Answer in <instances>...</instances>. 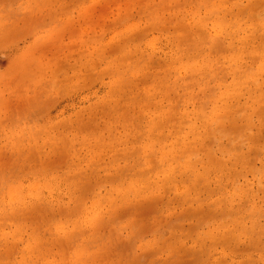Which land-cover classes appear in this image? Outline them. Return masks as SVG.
Listing matches in <instances>:
<instances>
[{
    "label": "rangeland",
    "instance_id": "rangeland-1",
    "mask_svg": "<svg viewBox=\"0 0 264 264\" xmlns=\"http://www.w3.org/2000/svg\"><path fill=\"white\" fill-rule=\"evenodd\" d=\"M206 1L92 0L93 18L80 25L70 9L0 0V103L13 97L14 125L0 112V175L14 169L28 200L11 219L0 210V264L62 259L38 250L33 230L78 185L116 176L127 178L119 212L139 215L159 245L108 250L129 236L127 216L117 217L81 238L93 259L264 264V0ZM206 17L211 40L200 36ZM46 19L54 24L41 30ZM142 21L154 47L127 35Z\"/></svg>",
    "mask_w": 264,
    "mask_h": 264
},
{
    "label": "snow or ice",
    "instance_id": "snow-or-ice-1",
    "mask_svg": "<svg viewBox=\"0 0 264 264\" xmlns=\"http://www.w3.org/2000/svg\"><path fill=\"white\" fill-rule=\"evenodd\" d=\"M49 6L70 9L73 16L79 13L80 25L87 24L93 18L94 10L98 7L92 0H63V2L53 5L40 3L39 0H28L27 4L21 5L26 12ZM261 22L262 28H264V13L261 14ZM127 23L129 21L124 20L120 26L123 27ZM53 24V20L46 19L40 28L46 30ZM211 24V17H206L202 25L206 40H211L209 35ZM127 35L133 41H138L141 48L154 47L156 43L152 32L148 30L143 21L131 28ZM261 49V54L264 56V31L261 32ZM12 99V96L5 93L6 103H0V112L6 114L4 117L6 129L14 126L7 115L11 110ZM126 182V177L116 176L110 184L100 185L85 181L78 185L74 189L72 199L66 207H62L59 216L53 217L47 227L40 226L33 230L35 247L41 251L49 246L53 250H62L63 258L58 259L55 264H139L138 261L131 258L121 259L118 262L93 259L95 246L87 239H81L82 237L87 238L90 233L98 235L105 231L117 217L124 220L127 216L122 231L128 232L129 236L126 240L123 236L114 239L106 245L108 250H111L113 246L116 249L123 247L128 250L129 256H131V253L138 247H157L159 245V240L153 239L154 234L147 227H140L139 215L131 210L126 213L119 212L120 196L118 193L125 187ZM26 193L27 188L24 186V181L14 169H6L0 175V210L7 215L8 219L12 218V212L27 206ZM26 264H50V262L37 259L35 262L29 260ZM204 264H227V261L223 259H217L215 262L208 260ZM246 264H252V262H246Z\"/></svg>",
    "mask_w": 264,
    "mask_h": 264
},
{
    "label": "bare ground",
    "instance_id": "bare-ground-1",
    "mask_svg": "<svg viewBox=\"0 0 264 264\" xmlns=\"http://www.w3.org/2000/svg\"><path fill=\"white\" fill-rule=\"evenodd\" d=\"M205 1H206V0H205ZM208 1H209V0H208ZM206 2H207V1H206ZM249 3H250V2H249ZM251 3H252V2H251ZM251 6H252V5H251ZM248 8H251V7L248 6ZM213 11H214V9H213ZM222 11H223V9H222ZM224 11H226V10L224 9ZM232 12H233V11H232ZM232 12H231V13H232ZM228 13H229V12H228ZM210 14H211V13H210ZM226 15H227V14H226ZM221 17H222V16H221ZM241 19H242V18H241ZM213 20H214V19H213ZM220 20H221V19H220ZM256 20H257V18L255 19V21H256ZM258 20H260V19L258 18ZM258 20H257V21H258ZM202 21H203V20H202ZM214 21H215V20H214ZM246 21H247V20H246ZM246 21H245V23H246ZM248 21H251V20H248ZM255 21H254V22H255ZM192 22H193V23H192L193 25L196 24L195 21L192 20ZM251 22H252V21H251ZM213 23H214V22H213ZM239 23H240V22H239ZM245 23H244V24H245ZM257 25H258V22H257ZM201 26H202V25H201ZM214 26H215V25H214ZM237 26H238V25H237ZM200 31H201V30H200ZM258 31H259V30H258ZM258 31H257V32H258ZM235 32H236V31H235ZM254 32H255V31H254ZM201 34H204V33H203V32L200 33V36H203V35H201ZM236 34H237V33H236ZM236 36H238V35H236ZM244 44H245V43H244ZM229 46H230V45H229ZM226 47H227V46H226ZM230 49H231V48H230ZM239 55H241V54H239ZM228 58H229V57H228ZM209 60H210V58H209ZM196 62H197V61H196ZM210 62H211V61H210ZM193 64H194V63H193ZM200 64H201V62H200ZM198 66H199V65H198ZM235 66H236V65H235ZM211 67H212V66H211ZM237 67H238V66H237ZM237 67H236V68H237ZM181 68H182V67H181ZM182 69H183L184 72H186V71H195V68H194V66H193L192 64H190V65L187 66V67H183ZM217 69L219 70L218 67H217ZM217 69H216V70H217ZM218 70H217V71H218ZM223 70H225V69L223 68ZM221 72H222V71H221ZM221 72H220V73H221ZM223 72H224V71H223ZM214 73H215V72H214ZM190 75H191V73H190ZM217 75H218V74H217ZM191 76H192V75H191ZM247 76H248V75H247ZM191 79L194 80V81H197V78L194 79V77H191ZM178 80L182 82V81L185 80V78H183L181 75H179V79H178ZM182 83H183V82H182ZM181 86H182V85H181ZM219 95H222V93L219 94ZM219 95H216V96L219 97ZM216 102H217V101H216ZM185 114H186V113H185ZM142 143L144 144V145L142 146V149H144V150L147 151L150 142L147 141V140H144V141H142ZM127 188L130 189V192H132V191H131L132 186H130V187L127 186ZM39 190H40V189L36 188V189L33 191L32 195H33L34 197H38V196H39ZM29 191H30V190H29ZM29 191H28V192H29ZM17 210H18V209H17ZM32 245H33V244H32Z\"/></svg>",
    "mask_w": 264,
    "mask_h": 264
}]
</instances>
